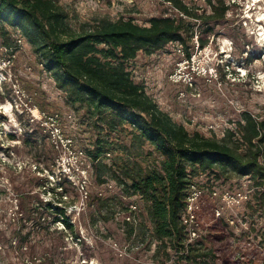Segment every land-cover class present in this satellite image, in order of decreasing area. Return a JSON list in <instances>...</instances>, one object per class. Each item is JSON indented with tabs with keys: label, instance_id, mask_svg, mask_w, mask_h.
I'll return each instance as SVG.
<instances>
[{
	"label": "rangeland",
	"instance_id": "374dc122",
	"mask_svg": "<svg viewBox=\"0 0 264 264\" xmlns=\"http://www.w3.org/2000/svg\"><path fill=\"white\" fill-rule=\"evenodd\" d=\"M57 1L75 28L104 17L149 25L153 17L181 16L169 0ZM183 1L202 16L187 20L206 45L198 48L188 33L191 56L182 43L152 54L140 51L129 65L132 77L190 133L222 139L235 131L238 138L245 113L264 119V20L257 21L264 0L256 9L248 8L253 0H212L219 11L228 7L223 18L212 20L205 18L213 11L210 0ZM181 62L193 86L171 80ZM100 132L108 133L95 127L85 107L68 102L20 29L0 20V264H185L154 234L150 202L111 173L98 176L88 151ZM108 135L115 146L105 161L118 173L131 126ZM140 153L144 167L160 164L149 144ZM199 180L206 188L198 215L200 238L220 219L228 225L224 242L209 245L225 252L215 264H227L231 255H246L252 261L246 264H264V188L249 177ZM226 191L242 192L247 199L229 206L222 198Z\"/></svg>",
	"mask_w": 264,
	"mask_h": 264
},
{
	"label": "trees",
	"instance_id": "16d2710c",
	"mask_svg": "<svg viewBox=\"0 0 264 264\" xmlns=\"http://www.w3.org/2000/svg\"><path fill=\"white\" fill-rule=\"evenodd\" d=\"M169 1L186 17H153L149 25L104 17L75 28L57 0H0V20L20 29L57 87L66 93L68 102L85 107L95 127L108 131L100 132L88 151L98 176L111 173L150 202L154 234L176 249L185 264H215L223 260L221 253L225 252L209 245L224 242L228 225L220 219L205 237L196 243L187 242L181 213L188 188L204 176L210 182L249 177L258 188H264V119L245 113L238 138L235 131H228L222 139L190 133L160 109L142 84L134 81L129 65L140 51L152 54L179 41L191 56L185 34L194 38L195 31L187 19L199 20L202 16L183 0ZM209 2L213 11L205 18H223L228 7L224 5L219 11L212 0ZM8 39L6 36L9 48ZM198 41L200 48L206 45L201 36ZM125 125L131 126L132 139L122 148L126 157L117 173L105 161L115 146L108 134ZM146 144L161 157L159 165L144 167L138 161ZM249 259L246 255H231L226 263L246 264L252 262Z\"/></svg>",
	"mask_w": 264,
	"mask_h": 264
},
{
	"label": "built area",
	"instance_id": "2783aa9c",
	"mask_svg": "<svg viewBox=\"0 0 264 264\" xmlns=\"http://www.w3.org/2000/svg\"><path fill=\"white\" fill-rule=\"evenodd\" d=\"M180 14L181 16H184L183 13ZM194 38L196 39L198 48H200L198 41L199 35H195ZM18 41L19 43H21L22 39L19 38ZM170 43L179 44L180 42L176 41ZM179 51L182 52L183 55L185 54L184 49L180 48ZM189 59L190 57L187 60H185V62L189 63ZM184 65L185 64L181 62L179 64V68L170 74V78L173 82H178V83L181 81V79H184L186 86H193V82H194L193 76H191L190 73L183 74ZM181 95L185 96V92H181ZM201 182L202 181H200L199 179H195L190 184L185 200V206L181 213V221L185 226L186 234L190 242L201 237L200 221L198 215H199V211L201 210V205H202L201 201L206 194V188L200 185ZM217 195H218L217 190L213 188V191L211 192V196L215 198ZM222 196H223L222 197L223 201H225V203H227V205L229 206L239 205L242 201H244V199H247V195H244L242 192L232 194L229 191H226L223 193ZM221 214L222 211L219 208H217L216 215L221 216Z\"/></svg>",
	"mask_w": 264,
	"mask_h": 264
},
{
	"label": "bare ground",
	"instance_id": "6f19581e",
	"mask_svg": "<svg viewBox=\"0 0 264 264\" xmlns=\"http://www.w3.org/2000/svg\"><path fill=\"white\" fill-rule=\"evenodd\" d=\"M260 1L262 2V0H253L252 3H251V1H249L250 4H249L248 8L254 7L256 9L258 7V4L261 3ZM249 16H251L250 13H249ZM258 16H259V19L257 21L264 20V10L260 11L259 14H258ZM260 34H261V36H263L262 41H264L263 40L264 39V32L263 33L261 32Z\"/></svg>",
	"mask_w": 264,
	"mask_h": 264
}]
</instances>
